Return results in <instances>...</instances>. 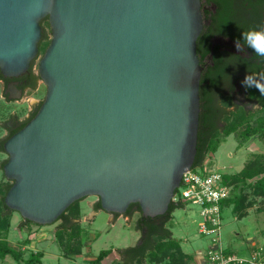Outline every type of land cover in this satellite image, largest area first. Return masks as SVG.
Listing matches in <instances>:
<instances>
[{
	"label": "water",
	"instance_id": "95a60500",
	"mask_svg": "<svg viewBox=\"0 0 264 264\" xmlns=\"http://www.w3.org/2000/svg\"><path fill=\"white\" fill-rule=\"evenodd\" d=\"M45 17L44 95L2 143L3 203L37 225L85 196L163 214L195 154L199 0H0L2 76L36 59Z\"/></svg>",
	"mask_w": 264,
	"mask_h": 264
},
{
	"label": "rangeland",
	"instance_id": "374dc122",
	"mask_svg": "<svg viewBox=\"0 0 264 264\" xmlns=\"http://www.w3.org/2000/svg\"><path fill=\"white\" fill-rule=\"evenodd\" d=\"M40 24L45 31L46 38L40 42L39 54L31 64V69L35 73L37 59L45 48L50 36L47 20L42 19ZM43 95L44 85L39 79H37L34 87L25 89L20 100L17 101L6 102L0 92V120L5 119L10 112L18 119L25 118L33 105L42 100ZM256 97L259 105L263 108L264 95L258 93ZM262 113L253 114V119H249L247 122L239 120L232 114L224 116L222 118L223 128L213 132V140L216 142L215 149L206 151L203 156L202 162H205L207 168L216 170L223 177H226L237 173L246 163L253 159L263 160L264 135H249L245 131L246 127L254 126L256 116ZM228 123L235 124L234 129L227 135H223L222 130ZM5 159L6 154L0 152V184L11 182L4 178L1 171V164ZM237 183L241 184L240 182ZM180 190L181 186L176 188L175 195L177 198ZM241 193L244 195V199L241 202L243 209H239L240 214L245 213L247 208H250L245 216H238L239 210L238 213H235L228 205L223 207L221 211V243L225 249L234 253H237L235 249L245 245L247 239L251 236L255 237L256 243L254 246L264 244L263 200L260 196L252 194L250 189L244 188ZM228 194L232 195V189ZM96 199V196H85L76 202L75 207L72 206L67 211V214H78L77 219L72 217L73 219L70 221V225L75 223L76 226L72 228L70 233L65 230H58L57 237L59 239H56L53 235L60 221L59 219L45 225L26 224L19 229L16 221L21 220V217L16 211H13L7 233V241L12 248H15L17 247V241L27 236L30 242L21 246L23 248L22 260L29 253L40 251L42 256L39 258V264H92L91 256H95L100 250L108 251L101 260V264H117L119 255L116 249L133 246L139 239L140 231L135 228L138 212H133L130 216L118 214L115 217L101 209L94 211L91 207ZM179 203L180 206L172 210L170 218L164 225L170 230L172 239L178 241V250L174 249L173 251V255L176 256L177 260L173 261L174 259L172 260L169 257V251H164L158 252L156 257H145L141 263L136 261L135 264H191L193 253L195 254L197 251L203 253L205 251L209 244V238L197 232L198 208L182 199H180ZM250 214L255 218L252 219ZM40 230H42V233L49 235V237L38 239L37 236ZM76 235L78 240L82 242L81 253H79L81 255H64L63 253L67 250V247L72 245L70 242L71 237L74 238ZM74 245L76 246V242ZM0 264L17 263L7 255L0 259Z\"/></svg>",
	"mask_w": 264,
	"mask_h": 264
},
{
	"label": "flooded vegetation",
	"instance_id": "af4514ba",
	"mask_svg": "<svg viewBox=\"0 0 264 264\" xmlns=\"http://www.w3.org/2000/svg\"><path fill=\"white\" fill-rule=\"evenodd\" d=\"M199 2L201 28L195 39V53L201 67L198 114L204 123L203 130L214 132L223 128L222 118L226 115L232 114L247 122L253 119V114L264 111L256 97L259 92L255 88L246 89L241 83L247 74L264 82V57H257L250 49L237 51L235 47V41L240 38L242 31L264 29V0ZM41 32L42 30L40 38ZM40 42L41 40L38 42L37 55ZM29 68L30 65L16 76L0 74V92L6 102L20 100L24 90L32 88L33 82L36 84L37 80L33 78L36 73ZM17 92L19 97L11 98ZM39 103L33 105L25 118L18 119L10 112L5 119L0 120V152H4L3 141L22 126L23 120L38 108ZM259 117L261 116L257 115L256 119ZM97 202L98 199L92 204L94 211L99 209L95 208Z\"/></svg>",
	"mask_w": 264,
	"mask_h": 264
},
{
	"label": "trees",
	"instance_id": "16d2710c",
	"mask_svg": "<svg viewBox=\"0 0 264 264\" xmlns=\"http://www.w3.org/2000/svg\"><path fill=\"white\" fill-rule=\"evenodd\" d=\"M43 20H46V17ZM41 30L42 32L40 40L42 41L46 38V34L42 26ZM31 64L32 62L30 63V71ZM33 78L36 80L39 79L37 74L33 75ZM34 84L35 83L33 82L31 87H33ZM36 109L29 115L28 118L23 120L22 125L28 119H30V117H32ZM260 116L261 117L256 119V123L253 127H246V134H253L255 136L259 134L260 136L264 135V111ZM234 126L235 124L228 123V125H226L222 130L223 135H227L228 133H230L234 129ZM203 127L204 123L202 122L201 116H199L198 114L195 154L192 166L201 164L205 152L208 150L213 151L215 149L216 142L213 140L214 138L212 130L210 132H207L203 130ZM222 178L224 180V184L227 185L230 190L232 189V195L228 194V197L221 201V211L222 208L227 205L230 206L231 210H234L235 213H238L239 209H243V205H241V202L244 199V195L241 192L244 188L250 189V192L252 194L260 196L264 203V159H253L249 163H246L237 173H234L231 176H222ZM237 182H240L241 184H238ZM10 183L0 184V259H3L5 256L9 255L14 261H16L17 264H39V258L42 256V253L40 251L29 253L28 256L22 260L23 248H21V246L26 245L30 242L27 236L23 239L18 240L17 247L15 248H12L7 241V233L10 225L11 214L13 211L7 208L3 203V196ZM77 201L78 200L74 201L68 207H66L65 210L56 218V220H60L53 233L56 239H59L57 237V232H59L58 230H65L70 233L72 231V228L76 226L75 223L73 225H70V221L71 219H73L72 217H74V219H77L78 214H67V211L71 209V207L74 206ZM178 206H180L179 202L170 200L167 209L163 214L153 217H144L141 216L137 203H130L123 215L130 216L132 211L134 210L138 212V216L135 220V228L140 231V236L138 239L139 241L133 246L116 249L119 255L117 264H135L136 261L138 263H141L143 262L145 257H156L158 252L164 251H169V257L172 260L174 259L173 261L177 260L176 256L173 255V251L174 249L178 250V241L172 239L170 230L164 225L170 218L172 210ZM95 208H99L98 202L95 204ZM243 214L244 213L240 214L239 210V213L237 215L241 216ZM117 215L118 214L114 213L115 217ZM19 221L20 222H18L17 224V228L19 229H21L22 225L26 224L37 225L23 218H21V220ZM71 238L73 240L71 239L70 242L73 246H68L67 250L63 253L64 255L81 253L82 242L78 240L77 235L74 238ZM75 242L76 246L74 245ZM107 252V250H100L99 252H97L95 257L91 260L92 264H101V260L107 254Z\"/></svg>",
	"mask_w": 264,
	"mask_h": 264
},
{
	"label": "built area",
	"instance_id": "2783aa9c",
	"mask_svg": "<svg viewBox=\"0 0 264 264\" xmlns=\"http://www.w3.org/2000/svg\"><path fill=\"white\" fill-rule=\"evenodd\" d=\"M181 186L177 198L176 188ZM172 194L171 201L180 199L198 208L196 228L200 235L209 238L199 264H264V244L253 246L245 255L225 249L221 243V201L228 197L229 187L223 183L222 174L209 169L205 162L185 170Z\"/></svg>",
	"mask_w": 264,
	"mask_h": 264
},
{
	"label": "clouds",
	"instance_id": "9594fccd",
	"mask_svg": "<svg viewBox=\"0 0 264 264\" xmlns=\"http://www.w3.org/2000/svg\"><path fill=\"white\" fill-rule=\"evenodd\" d=\"M235 47L237 51L250 49L257 57H264V29L242 31L240 38L235 41ZM241 83L246 89L255 88L261 95H264V82L253 75L247 74Z\"/></svg>",
	"mask_w": 264,
	"mask_h": 264
},
{
	"label": "crops",
	"instance_id": "0c3cea01",
	"mask_svg": "<svg viewBox=\"0 0 264 264\" xmlns=\"http://www.w3.org/2000/svg\"><path fill=\"white\" fill-rule=\"evenodd\" d=\"M248 209H250V208H247V211H245V213L243 214L244 216L248 213ZM110 215V214H109ZM242 215V216H243ZM250 215H252V214H250ZM11 216H12V214H11ZM111 217V216H110ZM251 218L252 219H254L255 217L252 215L251 216ZM11 220V219H10ZM113 220V219H112ZM18 221L19 220H17L16 221V223H18ZM24 226V225H23ZM42 230H40V232H39V234H38V236H37V238L38 239H44V238H48L49 237V235H47L46 233H42L41 232ZM51 237V236H50ZM52 237H53V235H52ZM256 242H255V237H249L248 239H247V241H246V244L245 245H242V246H240V247H238L237 249H235L236 250V252L238 253V254H241V255H245V254H247L252 248H253V246H254V244H255ZM22 248V247H21ZM86 249H87V247H85ZM77 255H81V254H77ZM202 253L200 252V251H197V252H195V254L193 253L192 254V259H191V261H192V263L191 264H199L200 262H202ZM95 256H91V260L94 258Z\"/></svg>",
	"mask_w": 264,
	"mask_h": 264
}]
</instances>
